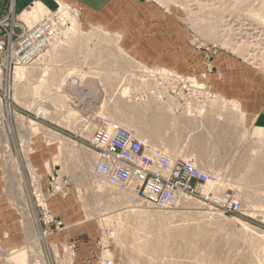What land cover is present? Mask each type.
Wrapping results in <instances>:
<instances>
[{
	"label": "rangeland",
	"instance_id": "374dc122",
	"mask_svg": "<svg viewBox=\"0 0 264 264\" xmlns=\"http://www.w3.org/2000/svg\"><path fill=\"white\" fill-rule=\"evenodd\" d=\"M38 5L20 16L12 3L0 15L14 12L33 28L60 9L71 24L69 30L59 25V37L40 56L18 65L21 75L17 65L0 66V173L10 205L27 220V237L14 228L18 242L1 252L6 264H264V189L233 186L232 164L204 170L218 176L219 187L203 185L171 209H158L130 191L100 187L91 148L103 121H131L127 87L158 73L194 77L207 70L204 60L232 59L264 75V0ZM135 61L170 67L148 69ZM225 189L237 193L240 211L218 208Z\"/></svg>",
	"mask_w": 264,
	"mask_h": 264
},
{
	"label": "crops",
	"instance_id": "0c3cea01",
	"mask_svg": "<svg viewBox=\"0 0 264 264\" xmlns=\"http://www.w3.org/2000/svg\"><path fill=\"white\" fill-rule=\"evenodd\" d=\"M59 1L70 0H0V15L8 13L12 3L23 16L37 4L54 9ZM135 63L148 69L170 67L166 62ZM202 68L207 69L203 75L158 73L127 87L133 115L131 121L121 119V125L143 143L163 147L174 159L191 161L202 170L232 164L233 186L264 189V75L255 74L244 60H204ZM36 197L39 202V194ZM12 202L0 173V264L7 258L1 252L18 242L13 229L20 226L27 237L26 217ZM39 207L37 203L36 223H41Z\"/></svg>",
	"mask_w": 264,
	"mask_h": 264
},
{
	"label": "built area",
	"instance_id": "2783aa9c",
	"mask_svg": "<svg viewBox=\"0 0 264 264\" xmlns=\"http://www.w3.org/2000/svg\"><path fill=\"white\" fill-rule=\"evenodd\" d=\"M72 12L78 16L76 9ZM14 18V12L0 18V66L5 68L31 63L50 40L59 37V25L71 28L60 9L45 15L33 28ZM91 148L96 155L92 174L100 187L130 191L158 209H171L181 196H194L203 185L219 187L221 183L216 174L195 163L173 159L163 147L143 143L118 122L103 121L92 135ZM220 194L215 201L218 208L227 214L240 211L235 191L225 189Z\"/></svg>",
	"mask_w": 264,
	"mask_h": 264
},
{
	"label": "bare ground",
	"instance_id": "6f19581e",
	"mask_svg": "<svg viewBox=\"0 0 264 264\" xmlns=\"http://www.w3.org/2000/svg\"><path fill=\"white\" fill-rule=\"evenodd\" d=\"M44 6V5H43ZM41 4H39L38 5V10H40V9H42V7H43ZM33 11V10H32ZM29 14H34V11L33 12H28ZM36 14H37V12H35ZM66 13V12H65ZM69 14V13H68ZM65 15L63 14V17H64ZM75 16H77V14H75L74 13V15H73V17H75ZM67 17V16H66ZM36 18V17H35ZM31 20V19H30ZM74 26V25H73ZM72 26V27H73ZM97 28V27H96ZM97 36V35H96ZM21 65H25V64H21ZM21 68H22V66L20 67V66H18L17 65V70H16V74H18V72H20V75H21V73H22V71H21ZM73 82H77V79H73ZM94 101V100H93ZM92 114V113H91ZM172 157V156H171ZM173 158V157H172ZM174 159V158H173ZM132 193V192H131ZM16 260L19 262V263H21L23 260H24V256L22 255V254H18L17 256H16Z\"/></svg>",
	"mask_w": 264,
	"mask_h": 264
}]
</instances>
